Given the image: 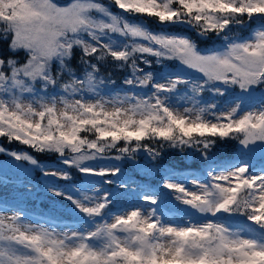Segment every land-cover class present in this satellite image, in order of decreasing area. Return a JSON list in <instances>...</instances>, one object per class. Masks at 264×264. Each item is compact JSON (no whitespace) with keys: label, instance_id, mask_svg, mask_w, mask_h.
Returning a JSON list of instances; mask_svg holds the SVG:
<instances>
[{"label":"snow or ice","instance_id":"6c2138e0","mask_svg":"<svg viewBox=\"0 0 264 264\" xmlns=\"http://www.w3.org/2000/svg\"><path fill=\"white\" fill-rule=\"evenodd\" d=\"M153 60L181 69L141 67ZM109 66L128 70L120 84ZM0 138L31 150L0 146L84 225L57 230L0 201V264H264V167L211 151L227 139L264 148V0H0ZM165 148L198 155L202 171L165 172L154 190L113 163ZM166 197L183 216L165 215Z\"/></svg>","mask_w":264,"mask_h":264},{"label":"rangeland","instance_id":"374dc122","mask_svg":"<svg viewBox=\"0 0 264 264\" xmlns=\"http://www.w3.org/2000/svg\"><path fill=\"white\" fill-rule=\"evenodd\" d=\"M61 2V0H58ZM71 2V1H70ZM68 2V3H70ZM147 20V19H146ZM151 21L147 26L153 29L150 25H155L152 19L148 18ZM147 24V23H146ZM256 25H253L252 28H249L246 34L250 35ZM246 35V36H248ZM219 45H217L218 47ZM23 53H21V58ZM145 71H152L157 75H162L165 72H177L180 71L181 66L178 61H166L164 67L157 66L153 60L151 68H148L145 65H141ZM108 73L111 74L112 78L120 84L124 77L128 74V70L121 69L119 67H108ZM183 74L188 76H196L198 73L192 72L190 70L184 72ZM238 91V90H237ZM261 91L255 93L254 98L260 99ZM207 98V96H206ZM231 141L232 147L228 148L226 151L225 148L218 147L220 151H212V156L217 160H227L233 161L236 160H248L255 166V170L259 171L261 167H264V148H262L257 143L254 146V150L250 153H244L241 151L238 141L234 139H227ZM0 146H3L6 150L9 151H19L14 149L17 143H9L6 139L0 138ZM177 152V156L180 158L182 164L170 166L166 164L161 159H156L155 161L148 159L141 163L132 162V161H113V163H119L123 169V172L126 177L135 180L138 184H143L146 186H151L154 190L160 186L161 183V174L165 172H174L176 176H185L189 174H199L204 165L201 162V158L198 155H194L191 151L187 153H181L177 150H172ZM138 155L148 156L147 153L141 152ZM54 157V156H53ZM190 160H196L195 164H187ZM132 162L130 167L127 163ZM48 166L58 165V160L56 157L52 161L42 162ZM188 165V166H186ZM123 178V177H122ZM26 180H30L32 184V193L28 195L25 192L23 184ZM62 186H66L65 182H60ZM75 184L83 183V178L80 177L79 173L73 174V182ZM108 187V186H106ZM114 187V186H112ZM136 185H132V191H135ZM133 199L132 196L122 197L121 203H127ZM0 201H9L11 203H19L21 207L29 213V215L37 221H48L52 224L58 225L57 230H67L64 225V221H68L72 227H83L82 221L73 214L72 205L60 198L52 195H48L45 192V181L41 176L39 169H34L31 166L25 164L23 167L18 166V162H15L9 155L0 154ZM164 211L165 215L169 219H176L183 216V212L180 211L184 206L180 205L178 201H175L172 197H166L164 201ZM234 225H243L244 221L241 218H237L234 221H229ZM250 225V223H249Z\"/></svg>","mask_w":264,"mask_h":264},{"label":"trees","instance_id":"16d2710c","mask_svg":"<svg viewBox=\"0 0 264 264\" xmlns=\"http://www.w3.org/2000/svg\"><path fill=\"white\" fill-rule=\"evenodd\" d=\"M71 0H61V4H66L68 2H70ZM114 11H116L115 9H113ZM148 24L151 23L150 20H146L145 21ZM153 29L155 30H160V28H158L157 26H153L150 25ZM171 31H177V32H186V29L181 28H173L170 29ZM248 29H245L244 27L241 29L237 30V34L238 35H242V36H246L248 34H246L248 32ZM217 45H219V41L216 40L215 38H213V40L208 41L206 43H201L200 46L202 48L207 47V48H213V47H217ZM232 141V140H231ZM231 141L228 140H222V141H217L215 147L213 148L214 151H220V149L218 147H222L225 148L226 151L228 150V148H231L233 145L231 143ZM1 142V141H0ZM14 149L17 150H26V151H31L29 149H26L24 146L20 145L17 143V145L15 147H13ZM173 149H162V155L159 157V159H161L162 161H164L166 164L170 165V166H175V165H181L182 162L180 160V158L177 156V152L176 151H172ZM34 156H36V158L42 163V162H49L53 160V156H50L48 154H38V153H32ZM148 159V156L145 155H138L137 156V161H141V163L145 162ZM197 161L195 160H190L189 162H187V164H195ZM130 167L132 166V162H128L127 163ZM188 166V165H186ZM243 220V218H241ZM244 221V220H243ZM250 223V222H249Z\"/></svg>","mask_w":264,"mask_h":264},{"label":"bare ground","instance_id":"6f19581e","mask_svg":"<svg viewBox=\"0 0 264 264\" xmlns=\"http://www.w3.org/2000/svg\"><path fill=\"white\" fill-rule=\"evenodd\" d=\"M63 224H66V226H70L71 223L69 224L68 221H64Z\"/></svg>","mask_w":264,"mask_h":264},{"label":"water","instance_id":"95a60500","mask_svg":"<svg viewBox=\"0 0 264 264\" xmlns=\"http://www.w3.org/2000/svg\"><path fill=\"white\" fill-rule=\"evenodd\" d=\"M105 2H107V0H105ZM247 27V26H246Z\"/></svg>","mask_w":264,"mask_h":264}]
</instances>
